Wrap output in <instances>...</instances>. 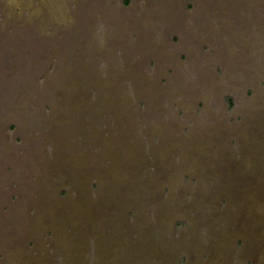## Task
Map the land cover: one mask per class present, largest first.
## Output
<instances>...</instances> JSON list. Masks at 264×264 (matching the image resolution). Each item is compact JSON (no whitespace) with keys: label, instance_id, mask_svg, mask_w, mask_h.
<instances>
[{"label":"rangeland","instance_id":"374dc122","mask_svg":"<svg viewBox=\"0 0 264 264\" xmlns=\"http://www.w3.org/2000/svg\"><path fill=\"white\" fill-rule=\"evenodd\" d=\"M0 264H264V0H0Z\"/></svg>","mask_w":264,"mask_h":264}]
</instances>
